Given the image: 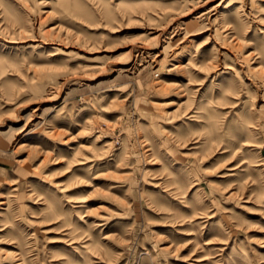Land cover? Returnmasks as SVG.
<instances>
[{
  "label": "rangeland",
  "instance_id": "obj_1",
  "mask_svg": "<svg viewBox=\"0 0 264 264\" xmlns=\"http://www.w3.org/2000/svg\"><path fill=\"white\" fill-rule=\"evenodd\" d=\"M0 264H264V0H0Z\"/></svg>",
  "mask_w": 264,
  "mask_h": 264
}]
</instances>
